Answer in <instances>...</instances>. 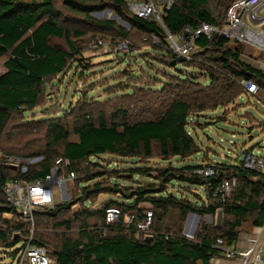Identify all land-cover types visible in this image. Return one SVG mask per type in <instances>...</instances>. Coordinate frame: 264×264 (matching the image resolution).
Returning <instances> with one entry per match:
<instances>
[{"label": "trees", "instance_id": "obj_1", "mask_svg": "<svg viewBox=\"0 0 264 264\" xmlns=\"http://www.w3.org/2000/svg\"><path fill=\"white\" fill-rule=\"evenodd\" d=\"M56 1L62 7L82 14L95 23V26L104 28L113 25V20L94 19L90 15V12L110 5L120 16H125L126 12L130 27L146 34V37L157 28L154 21L129 14L125 0H0V57H4V69L0 73V137L12 149L0 153L14 156L18 154L17 157L21 158L40 156L24 173L20 172V167L14 169L3 164L0 159V215L15 213L2 199V185L8 178L23 175L28 179L42 177L48 173L57 156L68 158L71 162L69 168L77 175L79 165L88 161L98 167L95 170L84 169L87 171L83 179L86 184L81 186L80 199L89 202L99 193L111 196L94 210L84 207L75 212L74 217H83L74 236L65 231L70 229L71 219L64 216L54 219L59 213L68 211L66 205L69 202L39 210L41 217H47L48 220L54 217L52 225L65 228L57 237L52 252L47 249V254L54 260L52 264H212L213 255L218 254V250L212 246L217 237L230 245L239 237L252 234L262 223L263 172L226 162H215L216 173L206 177L192 172L199 164L170 165L154 169L136 166L129 168L128 174L139 173L148 179H135L134 183L119 184L115 181L106 182L104 178L111 169L101 168L99 161L95 163L90 158L112 154L134 157L144 162L152 155H159L164 159L171 156L181 159L190 157L200 151L189 132L192 115L199 114L206 108L212 109L230 103L239 97L243 89L237 79L244 75H251L259 84L258 96L262 98L260 93H264V71L240 59L241 46L233 48L223 38L203 37L197 41V45L201 47L196 52L199 58L197 61L176 57L166 46L160 45L165 47L162 53L167 56L168 62L165 64L174 67L177 63H182L198 71L188 72L192 74L190 76L187 72L183 75L178 70L180 77H175L174 81L164 79L156 90L149 83L131 86L125 84L130 90L126 93L125 105L114 106L110 118L104 107L97 109L96 117H92L89 111L82 110L80 104L79 113L70 124V130L61 115L56 119H45L42 123L43 120L22 114L40 103L43 89L55 83L57 75L65 71L71 59L81 63L80 58L73 56L78 50L70 41L71 30L63 23L66 16L56 7ZM230 1L173 0L164 23L171 32L178 31L185 24L218 23ZM117 29L123 36L121 40L128 39L132 42L123 26L118 25ZM53 37L64 39L69 50L52 44ZM198 74L206 79L205 82L198 80ZM181 90L184 91L180 92ZM185 90H190L189 95ZM49 93L52 96V91ZM81 102L96 103L84 99ZM137 103L141 104L138 107L140 110L154 109L153 117L130 121V110L138 111ZM17 114H20L19 118L15 119ZM40 124L43 125L42 129H38ZM36 130L44 140L38 151L30 147L34 141L31 131ZM69 131L77 138L69 139ZM151 170L156 171L154 175H150ZM233 176L237 178L236 186L224 202H216L213 197L215 187L223 177ZM124 180L130 178L126 177ZM174 182L182 187L184 184L202 186L206 197L191 200L177 195L168 189L169 184ZM111 206L120 208V217L116 222L105 223L104 211ZM147 208L152 211L149 239L145 238L143 232L134 229L137 221L144 220ZM171 209L175 210V214H169ZM218 209L222 210L220 225L199 221L192 238L182 234L184 219L189 211L211 215L213 218ZM129 210L135 213V220L126 225L124 213ZM89 216H96L101 222L89 226L86 224V217ZM249 217L252 229L243 231L242 225ZM3 222L5 225L0 226V246L11 248L19 241L22 242L21 237L12 236L16 230L27 233L24 223L8 222L5 219ZM33 243L45 244L35 234ZM14 252H10V256Z\"/></svg>", "mask_w": 264, "mask_h": 264}, {"label": "rangeland", "instance_id": "obj_2", "mask_svg": "<svg viewBox=\"0 0 264 264\" xmlns=\"http://www.w3.org/2000/svg\"><path fill=\"white\" fill-rule=\"evenodd\" d=\"M210 1L216 2V0ZM55 5L66 16V20L63 23L70 28V41L75 49L78 50L73 56L76 59L80 58L81 63L74 58L73 61L71 59L65 71L57 75L55 83L43 89L40 103L32 108V110L23 113V116L34 117L35 119L43 120L42 123H44L45 119H56V117L61 115L67 121L66 126L70 130V124L75 119L80 104L83 107L82 110L89 111L92 117H96L97 109L104 107L107 117L110 118L114 106L125 105L124 101L127 100L125 99L126 93L130 91L126 88L125 84L128 83L131 86L132 84L149 83L151 88L156 90L164 79L174 81L175 77H180L178 70L182 71L183 75L187 72V75L190 76L192 74H188V72L193 71L195 73L198 71L196 68L186 66L182 63H177L174 67L165 64L168 62L167 56L162 54L165 51V47L152 45L148 37L145 36L146 34H142L130 27L129 22L126 20L128 17L126 12L124 14L125 16H120L114 11V7L110 5L102 10L90 12L91 17L94 19H110L114 21L113 25L103 28L101 26H95V23L87 20L82 14L62 7L59 1H56ZM112 13L116 14L118 18H115ZM118 25L123 26L128 31V35L133 42H131L134 47L132 51L123 55L122 52L118 54L114 53V51L110 52V48L105 52L98 49V47H92V40L96 36H101L110 45H113L115 41L121 40L123 36L118 33ZM51 43L69 50L68 43L62 38L53 37ZM241 46L247 55L254 54V47L246 44H241ZM3 59L4 57L1 56L0 73L4 69L2 64ZM197 76L199 81H203L201 75L199 76L198 74ZM47 81L49 82V79ZM144 87L147 86L145 85ZM49 91H52V96H50ZM183 91L181 90L180 92ZM185 91H188L187 95H189L190 90ZM260 94L264 99V93ZM262 98L243 95L237 97L230 103L219 105L212 109L206 108L200 111L199 114L192 115L190 118L191 130L189 132L199 146L200 151L190 157L181 159L171 156L168 159H164L159 155H152L146 161L140 162V159L134 157H118L112 154H104L96 158L91 157L90 159L95 163L99 161L98 163H100V167L103 169L114 170L107 171L106 177L104 178L106 182L111 183L115 181L119 184H130L134 183L135 179L141 181L148 179L143 174H128L130 172L128 169L136 166H148L154 169L155 167L163 168L169 167L170 165H194L199 161L237 164L245 151H252L253 154L264 157V100ZM83 99L90 102L96 101V103H82L81 101ZM140 105V103H137L138 111L134 109L130 110V121L153 117L154 109L140 110L138 108ZM19 115L17 114L15 119H18ZM42 126L40 124L38 129H42ZM31 132L33 133L31 138H34V141L30 144V147L34 151H38L44 143L43 136L37 130ZM68 138L76 139L77 136L69 131ZM11 150L5 144L3 137H0V152ZM15 155L19 156L18 154ZM109 163L111 164L109 165ZM97 167L98 165H93L88 161L81 163L76 177L65 183V187L69 190V197L56 198V204H68L69 202L66 205L68 211L64 214L59 213L58 216L55 218L52 217V219L54 218L56 220L61 216L71 219L70 229L67 230L68 228L65 229L63 226L55 227L51 224L52 219L48 220L47 217H41V213L36 211L33 213L34 223L24 224L27 228V233L16 230L15 232L17 233H14L12 236L21 237L22 242L19 241L11 248H5L3 245L0 246V264H15L19 255V252L15 255L18 248L22 243L27 242L28 239H30V243H33L34 234L44 240L45 244L41 245L50 252H52L57 237L64 229L66 234L70 236L76 235L83 215L80 218H76L74 217L75 212L84 207L89 210H94L101 206L107 197L111 196L107 193H99L95 197H92L89 202L80 199L81 194L79 191L81 190V186L86 184L83 179L87 171H84V169L95 170ZM155 172V170H151L150 173L152 174L150 175H154ZM126 177H129L130 180H124ZM183 186L174 182L173 184H169L168 189L177 195L188 197L191 200H202V198L206 197L202 186H187L185 184ZM169 214H175V210L171 209ZM2 219L8 222L18 221L17 215L15 213L12 215L10 212L0 215V226L5 225ZM186 219H189V222L196 221L197 224L199 221L207 224H213L215 222V216L212 218L206 214L199 215L198 217L194 215L188 216L186 214L184 220ZM95 222L99 224L101 219L96 216L86 217L87 225L92 226ZM32 226L33 231H31ZM242 229L243 231L252 229L250 217L243 223ZM191 230L187 223L185 233L190 234ZM12 251H15L14 255L10 256V252ZM215 256L216 254L213 255L212 259ZM22 264H27V262L23 261Z\"/></svg>", "mask_w": 264, "mask_h": 264}, {"label": "built area", "instance_id": "obj_3", "mask_svg": "<svg viewBox=\"0 0 264 264\" xmlns=\"http://www.w3.org/2000/svg\"><path fill=\"white\" fill-rule=\"evenodd\" d=\"M172 3L173 0H125V7L129 14L142 17L148 21H154L157 28L148 36L150 43L155 46H166L168 51L176 57L186 61H197L199 58L196 52L201 49L197 45V41L203 37L207 39L218 37L225 39L228 45L233 48H238L241 44L254 47V54L247 55L242 49L239 57L264 71V0H231L218 23L185 24L176 32L169 31L164 23V17ZM112 15L116 14L112 13ZM91 45L105 52L110 48V52L114 51L116 54L122 52L123 55L134 48L128 39L115 41L113 45H110L101 36H96L92 40ZM205 80L203 77L202 82H205ZM237 82L243 89L240 96L252 95L259 97L260 86L251 75H244L237 79ZM39 158L40 156L24 159L0 153V159H2L3 164L14 169L20 167L19 170L21 172L22 169L23 173L28 170L29 165ZM237 164L244 169L262 171L264 157L253 154L252 151H245ZM70 165L71 162L68 158L57 156L48 173L42 177L28 179L23 175L17 178H8L2 185L3 202L13 208L19 222L33 224L34 212L52 208L56 204V198H63L66 194L69 197V190L65 187V183L76 177V172L69 168ZM192 172L206 177L214 175L216 170L213 162H204L195 167ZM236 183L237 178L235 176L223 177L213 191L214 200L218 203L224 202L236 186ZM120 214L121 210L119 207H108L104 211V222H116ZM144 217V220L135 223L134 229L143 232L145 236L151 235L152 211L150 208L145 209ZM124 218L125 224L129 225L135 220V213L129 210L124 213ZM187 223L189 229H192L191 232L196 229V221L189 222L188 219ZM31 231H33V226ZM190 234L185 233L183 235L187 238H192ZM239 239L237 240L238 242L227 245L222 238L217 237L212 244L218 250V254L215 257H222L228 264H264V214L262 223L257 229L252 234L244 236L242 239L243 244H239ZM31 243L30 239H28L27 242L20 245L15 254L17 255L19 252L15 264H22L23 261H26L27 264L54 263L44 246Z\"/></svg>", "mask_w": 264, "mask_h": 264}, {"label": "water", "instance_id": "obj_4", "mask_svg": "<svg viewBox=\"0 0 264 264\" xmlns=\"http://www.w3.org/2000/svg\"><path fill=\"white\" fill-rule=\"evenodd\" d=\"M114 17L117 18L116 15H114ZM64 198H68V195L66 194ZM187 215H188V216H192V215H194V216H196V217L199 216V215L196 214L195 212H191V211H189V212L187 213ZM210 217H212V216L210 215ZM186 218H187V217H186ZM221 220H222V210H221V209H218V210L216 211V214H215V224H216V225H220V224H221ZM186 222H187V219L185 220V224H184V227H183V234H185V231H186ZM196 225H197V222L195 223V226H196ZM194 232H195V229L191 232L190 237H193V236H194ZM150 237H151V235H146V236H145L146 239H149Z\"/></svg>", "mask_w": 264, "mask_h": 264}, {"label": "crops", "instance_id": "obj_5", "mask_svg": "<svg viewBox=\"0 0 264 264\" xmlns=\"http://www.w3.org/2000/svg\"><path fill=\"white\" fill-rule=\"evenodd\" d=\"M204 163L203 161H199L198 163L194 164V165H200ZM188 165H191V164H188ZM261 172H264V170L262 169ZM245 236V235H244ZM244 236H241L240 239H239V244H243V241L242 239L244 238ZM238 242V241H237ZM217 261V262H216ZM212 264H228L226 260H224L222 257L220 256H217L214 258V260L211 261Z\"/></svg>", "mask_w": 264, "mask_h": 264}]
</instances>
